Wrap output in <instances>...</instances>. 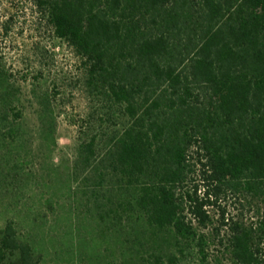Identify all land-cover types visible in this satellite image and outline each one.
Listing matches in <instances>:
<instances>
[{"label": "trees", "instance_id": "16d2710c", "mask_svg": "<svg viewBox=\"0 0 264 264\" xmlns=\"http://www.w3.org/2000/svg\"><path fill=\"white\" fill-rule=\"evenodd\" d=\"M35 2L89 85L123 109L109 147L84 143L75 173L101 219L127 214L136 245H151L131 264L194 252L210 264L213 245L229 264H264V0ZM229 194L257 218L227 217ZM0 264H44L13 221Z\"/></svg>", "mask_w": 264, "mask_h": 264}, {"label": "rangeland", "instance_id": "374dc122", "mask_svg": "<svg viewBox=\"0 0 264 264\" xmlns=\"http://www.w3.org/2000/svg\"><path fill=\"white\" fill-rule=\"evenodd\" d=\"M124 121L35 0H0V231L13 221L44 264H131L151 252L136 245L139 226L127 214L121 223L100 218L85 173H75L80 147L96 138L104 152ZM219 204L227 217L257 218L231 194ZM219 249L210 264H229ZM199 261L194 252L180 264Z\"/></svg>", "mask_w": 264, "mask_h": 264}]
</instances>
